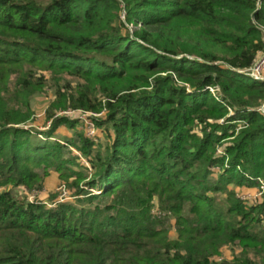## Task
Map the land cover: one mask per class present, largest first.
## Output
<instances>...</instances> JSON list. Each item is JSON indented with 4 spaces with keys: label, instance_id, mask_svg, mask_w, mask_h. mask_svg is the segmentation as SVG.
<instances>
[{
    "label": "trees",
    "instance_id": "1",
    "mask_svg": "<svg viewBox=\"0 0 264 264\" xmlns=\"http://www.w3.org/2000/svg\"><path fill=\"white\" fill-rule=\"evenodd\" d=\"M262 50L264 0H0V189L54 170L82 201L1 191L0 264H264V194L231 188L264 182V82L239 73ZM48 86L49 130L26 129ZM66 110L104 113L110 143Z\"/></svg>",
    "mask_w": 264,
    "mask_h": 264
},
{
    "label": "rangeland",
    "instance_id": "2",
    "mask_svg": "<svg viewBox=\"0 0 264 264\" xmlns=\"http://www.w3.org/2000/svg\"><path fill=\"white\" fill-rule=\"evenodd\" d=\"M130 29H132V27H130ZM53 100H54V93H53L51 86L45 87L42 92L37 93L33 97L31 101V108L35 116L33 120L25 126L26 129L32 128L36 132H45L49 130L51 121L46 120L45 111ZM54 117H66L70 120L78 121L79 124L76 127L77 130L81 131L83 129L85 132V122L86 121H90L91 118L105 119V114L104 113L92 114L89 112L66 110L63 112H60V111L57 112ZM214 122L218 124L219 123L224 124V120H219V121L209 120V123H214ZM240 125L241 124H239L238 125L239 127L235 129V133H237L241 128H245L244 126H240ZM201 128H203V125L198 124L195 121L194 132L199 135ZM95 129H96V134H97L96 137L94 138L87 137L89 140L94 142L95 148H97L98 146L105 147L106 145H108L110 143V138L112 137L111 129L107 126H103L100 129L98 128H95ZM72 136H73V131L68 130L65 127H60L54 134V138L57 140L70 139L72 138ZM38 137L41 138L40 135H38ZM55 139H52V140H55ZM225 146H228V141L216 147L217 156L219 155L218 152L220 151L225 154V151H224ZM84 165L86 166V163H84ZM219 171L220 169L216 168L213 172V175L216 176ZM49 177L51 179L47 180V178ZM71 181L72 179H70L68 182H71ZM41 184H42L41 188L39 189L34 188L33 191H28L23 186H19L15 188L8 186L5 188H1L0 192L8 190L14 195V197L19 198L20 200H23L26 203L39 202V203L45 204L48 208H53L57 203H62V202L75 203L78 205L82 204L81 199H78L75 196L74 189L67 188L66 183L59 179L57 173L54 170H50L49 175L42 180ZM231 188L235 191L236 194L237 192H241V191H247V193L254 192L253 190L254 188L248 189L245 187H237V186L235 187L233 185H231ZM156 204L157 202L156 200H154V207L152 210L153 213H156L155 211H157ZM156 214L158 215L159 213H156ZM171 223L172 224L174 223L173 218H171ZM169 237L170 239H176V233L173 228L170 230ZM239 252H240V249L237 246H226L221 249L220 255L215 257L214 260L217 262H221L223 260L231 261L233 257L237 255Z\"/></svg>",
    "mask_w": 264,
    "mask_h": 264
},
{
    "label": "built area",
    "instance_id": "3",
    "mask_svg": "<svg viewBox=\"0 0 264 264\" xmlns=\"http://www.w3.org/2000/svg\"><path fill=\"white\" fill-rule=\"evenodd\" d=\"M239 73L246 75L253 81L264 82V50L258 53L257 57L255 58L253 64L251 65L249 69L240 71ZM208 90L213 96H216L219 94L218 88H208ZM228 110L230 114H232L230 109ZM256 111L258 112L260 116L264 117V101L261 102V104L258 106ZM240 124H241L240 126L244 125L243 123H240ZM95 128L96 127L94 126L93 122H91V120L86 121L85 122V135L89 138L96 137L97 134H96ZM218 153L220 156L224 155V153L221 151ZM86 166L88 167L87 164ZM253 190H254L253 193H247V191H241V192H237L236 195L242 202H244L246 206H252L260 202L261 197L264 194V182L260 179H257V185L256 187H254ZM90 191L94 194L98 193L94 190H90Z\"/></svg>",
    "mask_w": 264,
    "mask_h": 264
},
{
    "label": "crops",
    "instance_id": "4",
    "mask_svg": "<svg viewBox=\"0 0 264 264\" xmlns=\"http://www.w3.org/2000/svg\"><path fill=\"white\" fill-rule=\"evenodd\" d=\"M49 179H51L50 177L49 178H47V180H49ZM51 182H53V181H51Z\"/></svg>",
    "mask_w": 264,
    "mask_h": 264
}]
</instances>
